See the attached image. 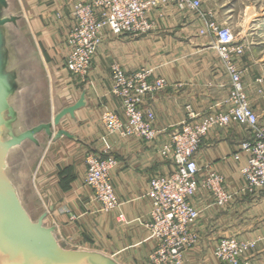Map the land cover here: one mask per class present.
<instances>
[{"label":"crops","instance_id":"0c3cea01","mask_svg":"<svg viewBox=\"0 0 264 264\" xmlns=\"http://www.w3.org/2000/svg\"><path fill=\"white\" fill-rule=\"evenodd\" d=\"M77 1H16L15 12L22 16L21 25L39 64L53 68L46 77L48 117L74 104L86 90V105L76 110L74 118L65 116L55 128L74 138L62 136L50 141L45 134L40 135L41 154L23 186V200L33 218L46 213L44 222L55 227L63 247L99 252L118 264H149V255L156 248V240L145 225L152 209L149 184L175 168L172 160L160 155L159 148L186 119L188 106L196 114L194 121L225 110L231 79L215 47V37L199 33V13L175 5L150 12L154 27L148 34H115L105 29L87 78L70 75L61 67L69 51L66 39L75 24L72 11ZM240 1L228 5L222 0H202V11L212 12L224 22L221 12L226 11L228 18L233 16ZM234 60L243 72L248 99L264 124V61L246 47ZM114 63L129 75L150 69V81L166 80L165 88L145 94L141 103L144 111L155 115L158 136L154 141L106 133L101 121L105 110L124 116L122 101L112 92ZM56 69L60 70L56 73ZM250 136L249 128L234 122L212 128L202 139L195 153L199 181L217 172L233 197L219 206L214 194L202 186L192 196L199 217L191 229L198 242L184 252V264H225L216 257L215 248L221 239L231 237L256 242L242 260L264 264V189L246 191L242 172L248 154L240 151V145ZM92 154L116 158L111 177L119 208L102 210L93 190L84 184L87 156Z\"/></svg>","mask_w":264,"mask_h":264},{"label":"built area","instance_id":"2783aa9c","mask_svg":"<svg viewBox=\"0 0 264 264\" xmlns=\"http://www.w3.org/2000/svg\"><path fill=\"white\" fill-rule=\"evenodd\" d=\"M166 2H174L180 9H192L199 13L202 21L199 33L215 37V47L225 60L231 86L225 110L208 113L194 121L196 114L188 106L186 119L171 134L169 142L159 148L160 155L172 160L175 168L167 175L153 178L149 184L152 209L150 221L145 225L156 240V248L149 255V264H183L184 252L198 242V235L191 226L198 219L199 212L191 198L200 186L214 194L219 206L226 205L233 197L224 189L221 174L211 172L203 181L198 179L199 166L195 153L212 128L225 127L234 122L249 128L251 136L240 145V151L248 154L247 164L242 170L245 190L255 192L264 189V124L248 99L243 72L234 60L244 53L245 48L236 43L229 25L220 24L212 12L202 11V0L78 1L73 9L76 23L68 39V68L77 74H86L105 29L115 34L150 33L154 27L150 11ZM151 76L150 69H140L129 75L120 64L112 65V92L121 99L124 116L113 110L103 112L101 121L107 134L137 136L145 141L157 138L155 115L151 110L144 111L141 103L145 94L163 89L167 83L164 78L150 81ZM235 157L239 159L240 156L236 154ZM116 165L117 160L112 155L101 157L92 154L88 157L85 181L104 211L120 206L111 177ZM255 246L256 242L223 238L215 248V255L229 264H250L242 257Z\"/></svg>","mask_w":264,"mask_h":264},{"label":"water","instance_id":"95a60500","mask_svg":"<svg viewBox=\"0 0 264 264\" xmlns=\"http://www.w3.org/2000/svg\"><path fill=\"white\" fill-rule=\"evenodd\" d=\"M16 1L0 0V264H118L99 252L63 247L55 227L45 224L46 213L33 218L25 206V181L18 182L20 157L28 146L41 150L42 134L50 141L74 138L55 128L86 105V90L57 113L32 117L40 104L34 95L37 61L20 29L22 16L15 12Z\"/></svg>","mask_w":264,"mask_h":264},{"label":"rangeland","instance_id":"374dc122","mask_svg":"<svg viewBox=\"0 0 264 264\" xmlns=\"http://www.w3.org/2000/svg\"><path fill=\"white\" fill-rule=\"evenodd\" d=\"M81 1V0H80ZM228 3V5H232L235 0H222V2ZM238 1V0H236ZM78 2V1H77ZM73 5V9L75 4ZM209 5L212 4L211 1L208 3ZM168 5H175L177 8L179 6L174 2H166L159 5L160 6H168ZM158 8V7H157ZM180 9V8H179ZM235 14L228 18L225 12H221L222 16L220 17L224 22L220 21L219 23L223 25H229L232 28L233 35L235 37V41L238 44H244V48L246 47L249 51L252 52V54L255 57H258L259 59H263L264 61V0H241L240 2H237ZM242 9H244L242 11ZM153 10V9H152ZM151 10V11H152ZM183 10V9H181ZM74 11V10H73ZM72 11V14H73ZM150 11V12H151ZM150 14V13H149ZM74 19L75 16L73 15ZM76 23V19H75ZM74 26V25H73ZM72 26V27H73ZM71 27V28H72ZM22 31L25 33V26L22 25L20 27ZM71 30V29H70ZM70 30L66 39V44L69 48L68 54L64 60V65L61 67L64 71L69 72L70 75H73L79 79L85 80L88 76V73L90 71V68L92 65H90L89 69L87 70L85 75H80L72 70H70L67 66V58L70 52V47L68 43ZM104 30L101 33V43L103 40ZM27 36V35H26ZM101 43L98 45H101ZM97 48V50H98ZM97 53V51H96ZM95 53V55H96ZM94 55V57H95ZM37 66L35 67V76L37 77L36 85L34 86V95H36L39 99V106L35 108V110L32 111V117L41 116V114H44L45 116H48L47 109H49V100H48V83L47 82V74L48 70L50 72H53V68L51 66L41 65L38 62V58L36 56ZM93 61V60H92ZM92 64V63H91ZM50 67V69H49ZM60 68V69H61ZM60 69H56L54 72H58ZM61 69V70H62ZM62 70V71H63ZM53 74V73H52ZM35 121V120H34ZM41 154L40 149H35L32 146H28L24 154L20 157V161L18 163V172L20 173V177H18V182L24 180L25 182H28L30 180L31 175V169L34 168L35 164L37 163L39 157ZM87 170H88V156H87ZM87 175V171H86ZM86 175L84 178V184L88 186L86 183ZM217 257V256H216ZM220 261L224 262L225 264H229L227 261L222 260L221 258L217 257ZM183 264H184V256H183Z\"/></svg>","mask_w":264,"mask_h":264}]
</instances>
